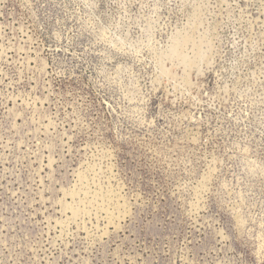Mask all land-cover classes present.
Segmentation results:
<instances>
[{
  "label": "rangeland",
  "instance_id": "374dc122",
  "mask_svg": "<svg viewBox=\"0 0 264 264\" xmlns=\"http://www.w3.org/2000/svg\"><path fill=\"white\" fill-rule=\"evenodd\" d=\"M0 264H264V0H0Z\"/></svg>",
  "mask_w": 264,
  "mask_h": 264
}]
</instances>
